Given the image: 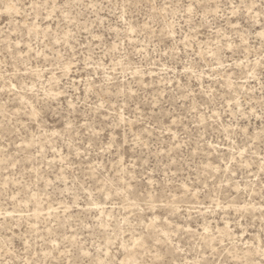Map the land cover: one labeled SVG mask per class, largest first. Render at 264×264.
Segmentation results:
<instances>
[{"label": "rangeland", "instance_id": "374dc122", "mask_svg": "<svg viewBox=\"0 0 264 264\" xmlns=\"http://www.w3.org/2000/svg\"><path fill=\"white\" fill-rule=\"evenodd\" d=\"M0 264H264V0H0Z\"/></svg>", "mask_w": 264, "mask_h": 264}]
</instances>
